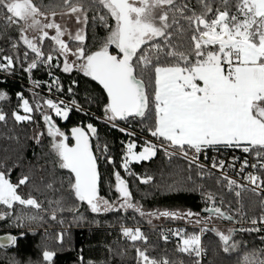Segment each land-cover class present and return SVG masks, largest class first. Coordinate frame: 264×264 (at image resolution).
I'll return each mask as SVG.
<instances>
[{
    "label": "snow or ice",
    "instance_id": "6c2138e0",
    "mask_svg": "<svg viewBox=\"0 0 264 264\" xmlns=\"http://www.w3.org/2000/svg\"><path fill=\"white\" fill-rule=\"evenodd\" d=\"M217 4L219 6L214 7ZM197 6L201 9L199 12L190 6V0H63L58 12L59 5H43L34 0H0L5 25L15 26L18 34L16 38H9L14 55H0V72L14 75L19 68L31 78L33 71L40 67L47 68L52 76L51 70L55 67L63 73L75 72L96 82L106 94L102 115L97 119H103L129 136L135 133L120 127V122L131 124L138 120L154 138L145 140L139 148L130 140L119 166L141 184L154 183V177L147 173L137 176L129 165L152 161L163 154L169 161L182 158L186 171H195L201 179L211 177L213 170H218L229 190H243L250 185L251 191L259 190L264 194V175L257 174L264 173V0H197ZM58 15H67L74 22V32L57 22ZM90 27L105 30V36L98 43H89ZM30 31L36 35L29 36ZM46 40L52 45L47 54L44 51ZM76 83L73 80V84ZM32 84L34 89L41 87L39 80H32ZM53 85L58 92L64 91L59 77H52L47 85L49 92ZM67 91L72 93V87ZM36 95L33 92L34 98ZM17 96L19 108L25 114L5 112L0 108V123L7 125L9 119L32 121L34 107L46 108L64 121L69 119L73 108L82 110L74 99L68 104L49 98L33 106L23 92ZM8 99L7 92L0 91V101ZM41 114L47 126L51 152L58 168L67 170V177L53 178L47 183L46 187L54 193L59 191L60 196L49 200V208H45L31 194L25 196L18 191L21 186L28 187L31 179L28 175L13 183L5 171H0V205L4 206L0 210V222H11V228L21 230L19 234L7 231L0 235L5 264H36L15 254L9 256L8 250L18 251L19 240L26 234L23 230L32 223L43 222L45 215L61 224L64 221L58 219V214L65 212L75 213L77 223L83 220L79 205L97 215L126 214L131 210L145 218L148 224L154 218L165 217L205 226L200 234H188L184 228L171 232L178 237L177 250L192 258L194 264H200L201 235L208 230L206 226L213 218L241 222L225 210L222 197L218 201L215 193L202 184L197 188L204 198V216L192 210L146 211L134 200L128 180L116 170V160L110 155L107 142L101 143L96 126L88 123L73 127L71 137L75 143L72 144L53 115L48 111ZM44 135V132L37 133V144ZM233 150L251 155L255 162L249 163L245 156L237 168L241 157L218 158ZM209 153L215 155L209 157ZM101 157L113 169L116 201L100 194ZM201 157L210 161V168L201 162ZM229 170H235L247 183L239 184L228 175ZM56 184L59 189L54 187ZM169 190L179 189L170 185ZM240 194L239 190L235 191L237 197ZM17 205L35 210L34 214H16ZM227 207L230 209L231 205ZM250 224L251 227H230L227 232L219 228L211 230L219 238L223 252L228 254L241 252V242L236 239L238 232L264 231V210L258 218H252ZM120 232L132 243L136 264H173L167 257L150 256L147 247L139 246L148 242L139 226L122 224ZM45 237H48L47 232ZM162 238L167 242L169 235L164 234ZM56 239L63 244L64 233H58ZM260 239L264 241V236ZM56 255L55 250L45 248L41 264H55ZM241 255L238 264H264V248L244 247Z\"/></svg>",
    "mask_w": 264,
    "mask_h": 264
},
{
    "label": "trees",
    "instance_id": "16d2710c",
    "mask_svg": "<svg viewBox=\"0 0 264 264\" xmlns=\"http://www.w3.org/2000/svg\"><path fill=\"white\" fill-rule=\"evenodd\" d=\"M34 2L43 5H59L60 7H57L58 12L63 4V0H34ZM190 6L195 7L198 12L201 10L197 6V0H190ZM91 15L92 13H90ZM3 16L4 12L0 9V49L3 50L0 55H14L9 38H16L18 34L15 26L5 25ZM105 34V30L101 27H90L89 43H98L99 39ZM51 47L50 42L46 40L44 42L46 54ZM51 71L52 76L48 74L47 68L40 67L33 71L31 78L19 68H17L14 75L4 72V74L9 76L0 74V91L7 92L9 96L7 101H0V108H3L5 112L19 111L20 114H25L19 108L20 101L17 93L20 92L24 93L25 98L29 99L33 106L37 102L43 104V101L48 97L45 93L39 92L32 87V80H39L41 82V87L39 88L46 90L48 89V83L52 82L53 76L59 77L64 91L58 92L54 85L52 91L54 89L55 93L66 99H74L82 108L81 111L73 108L67 121L55 117L54 113L46 108L36 109L34 107L32 121L16 122L14 119H9L7 125L0 123V171H5L13 183L18 182L23 175H28L31 178L28 187L21 186L18 191L25 196L31 194L45 208H49V200L60 196L59 191L54 193L46 187L47 183L53 178L59 180L67 177V170L58 168L56 157L50 149V138L46 135L47 126L44 124L41 114L42 111H48L49 114L53 115L58 127L69 136L70 143H73L71 137V129L73 127L86 126L88 123H92L98 128L101 143L107 142L109 153L116 160V170H120L121 175L128 180L136 202L148 208L183 207L197 212L202 211L201 190L197 186L202 184L218 190L219 187L215 184V178L201 179L195 171L192 173L186 171V162L183 159L176 157L169 161L163 154H158L152 161L131 163L130 170L137 176H143L147 173L154 177V183L148 185L139 183L136 178L129 176L119 167L123 162L122 158L125 153V133L112 128L103 119H97L98 116L102 115V106L106 95L102 92L101 86L91 81L90 78L83 77L82 74L75 72L66 74L55 67ZM73 80H76L77 83L73 84ZM69 87H72V93L67 91ZM33 92L37 93L35 98ZM131 125L135 130L150 136L144 124L138 120L132 121ZM39 132H44L45 135L41 137V143L37 144L35 137ZM134 140H137L138 146L143 145L144 140L136 137ZM95 143L96 139L94 137V148ZM97 154L99 155L98 152ZM112 170L104 159L100 160V194L115 201L118 199V194L115 192L114 176L111 175ZM189 175H191V179H189ZM170 185H176L179 190H169ZM54 187L59 189L60 186L56 184ZM66 187L67 185L65 184ZM193 188L197 190L193 191ZM145 193H148V195H144ZM66 195L67 193H65ZM243 201L244 207L250 216L261 215L262 210H264V199L250 191L245 192ZM3 209L4 206L0 205V210ZM34 211L24 206H15V213L18 215H31L34 214ZM79 212L84 219L78 223L74 221L75 213L73 212L58 214V219H62L64 221L63 224L51 221L45 215L43 222L32 223L23 230L26 234L19 240L18 251L9 249L7 254L9 256L15 254L22 259L41 264L42 252L47 248L56 251L55 264H88L89 261L92 264H136L134 247L131 242L121 239L119 226L122 224L143 223V219L138 214L129 210L126 214L113 212L97 215L91 213L83 205H79ZM41 215L44 214L41 213ZM10 223L0 222V235L6 234L7 231H11L12 234H19L21 230L11 228ZM45 230L48 234L47 238L45 237ZM60 232L64 233L63 244H60L56 239L57 234ZM144 233L148 237V242L146 245L139 244V246L147 247L150 256H154L157 259L167 256H172L175 259L180 256V253L171 243L165 242L161 238L156 229H146ZM236 239L241 242V252L226 254L222 250L221 242L216 233L210 232L209 237L206 239L211 258L210 264H238L242 259L241 253L244 247L247 249L264 248L255 232H238ZM109 248L112 249L111 252L108 251ZM115 253L124 254L118 255ZM4 255V251L0 250V264H5Z\"/></svg>",
    "mask_w": 264,
    "mask_h": 264
},
{
    "label": "built area",
    "instance_id": "2783aa9c",
    "mask_svg": "<svg viewBox=\"0 0 264 264\" xmlns=\"http://www.w3.org/2000/svg\"><path fill=\"white\" fill-rule=\"evenodd\" d=\"M0 74L9 76L7 74H4L3 72H0ZM35 89L37 91H39V92L45 93L48 96H50L51 93H52V91L49 92V89H46V90H42L41 88H35ZM56 97H58V96H56ZM48 99H49V97H48ZM67 102H69V101H66V103ZM98 117H101V116H98ZM119 126L120 127H125L127 129V131L135 133V135H133V136H129V135H127L125 133V135H126L125 143L126 144L130 140H134L135 137L139 138V139H142L144 141L145 140H154V138H152L151 136H148L146 134H143V133L135 130L132 127L131 124H126L125 122H120ZM116 129H118V128H116ZM208 155H209V157H211V156L215 155V153H209ZM232 155L241 157V160L237 163V168L239 167V163L243 161L245 156L248 157L249 163L255 162L254 158L251 155L243 154L240 150H233L230 153L229 152L222 153V154H220V156L218 158H223L224 156H228V158L230 160ZM102 159H103V157H101V160ZM201 162L206 164V165H208V167L210 168V161L209 160L205 159L204 157H201ZM129 167H130V165H129ZM248 170H252V169H247L246 171H248ZM257 174H261L262 175V173H257ZM228 175L231 178L236 179L239 184H246L247 183L246 181H244L241 178V176L237 175V172L235 170H229L228 171ZM205 178H210V177H205ZM211 178H215V184L217 185V187L221 186L223 188V190L226 191V195L229 194L230 196H233L232 197V201H227L226 198H224L223 196H217L218 193H215L218 201H219V199L221 197L224 199L225 208H226L225 210L229 211V213L231 215H233L236 218V220H239L241 222L240 223H234V222L221 221V220L215 219V220H213L212 223L207 224L206 228L208 230H205L203 232V234L201 235V246L203 248V255H202V257L199 258L200 259V264H210V262H211V258H210V255H209V250H208V247H207V244H206V239L209 237V233L210 232H214L211 229L219 228L220 230L227 232V229L230 228V227H236V228L251 227L250 220L252 218H258L260 216V215H258V216H250L249 212L243 207L242 201H243L245 192L250 191V192H252V193H254L256 195L261 196L264 199V194H261L259 190H257L256 192L251 191V187L252 186H250V185L245 187L243 190L235 189V186H234L235 190H229V188L227 187L226 182H224L222 180L220 172L218 170H213ZM204 188L207 189L208 191H214V190H212L211 188H209L206 185L204 186ZM236 190H239L241 192L239 197H237L235 195V191ZM229 199H230V197H228V200ZM200 201L202 203V207H204L205 206L204 205V198L202 197V195H201ZM229 204L231 205L230 209H228V207H227ZM202 213L203 212L201 211V214ZM244 213H246L247 215H243ZM126 226H128V227H137L138 225H126ZM139 227L141 229L143 228V226H139ZM202 227H205V226H203V225H192V224H189L188 222H182V221L168 222V223H165V224L152 226L153 229H156L158 231V233L160 234L161 238L163 237L164 234H168L169 235V239H168L167 242L171 243L176 250H177V244H178L179 240H178V237L172 235L171 232H174L176 229L184 228V229L187 230L188 234H191L192 232H196L197 234H200V230H201ZM120 228H121V226H119V231H120ZM120 235H121V232H120ZM256 235H257L258 239L264 245V241H262L260 239L261 236H264V231H261L260 233H256ZM121 239L123 241L130 242V241L125 240L122 237V235H121ZM167 258L170 261H172L173 264H194L193 259L190 258L187 254H183V253H180V256L177 257L176 259H173L172 256H167Z\"/></svg>",
    "mask_w": 264,
    "mask_h": 264
},
{
    "label": "rangeland",
    "instance_id": "374dc122",
    "mask_svg": "<svg viewBox=\"0 0 264 264\" xmlns=\"http://www.w3.org/2000/svg\"><path fill=\"white\" fill-rule=\"evenodd\" d=\"M56 19H57V22H59V23H62V24H64L69 30H72L73 32H74V30H75V26H74V22L67 16V15H65V16H63V17H61V16H57L56 17ZM50 34H52V33H50ZM28 35L29 36H32V35H36V33H33V32H29L28 33ZM65 39L67 40V37H65ZM58 96V97H56V96ZM48 96V95H47ZM49 98H52V99H54V100H64L65 102L66 101H69V102H67L68 104H70L71 103V101L72 100H69V99H66L65 97H63V96H61V95H59V94H57V93H55V91H54V89H53V91H52V93H51V95L50 96H48ZM48 99V98H47ZM135 142H137V140H134ZM131 165V164H130ZM262 175H264L263 173H262ZM220 189H222V190H220ZM212 190H214V191H212V192H214V193H218V195L217 196H223L224 198H226V200L227 201H232V197L233 196H230L229 194H227L226 195V192L225 191H223V188L221 187V186H219V189L218 190H216V189H212ZM144 195H148V193H145ZM228 197H230V199L228 200ZM118 200V199H117ZM243 200H244V198H243ZM116 201V200H115ZM242 205H243V207H244V201H242ZM144 207V206H143ZM245 208V207H244ZM144 209L146 210V211H153V210H156V209H160V210H164V209H168V210H178V211H181V212H185V211H188V210H191V209H189V208H183V207H176V208H166V207H154V208H148V207H144ZM226 209V208H225ZM246 209V208H245ZM192 211H194V210H192ZM194 212H197V211H194ZM200 212V211H199ZM201 213V212H200ZM204 213H202L201 214V216H204L203 215ZM258 216V215H257ZM143 219V223H139V224H124V225H138V226H143V228L141 229L142 231H145L146 229H153L152 228V226H155V225H161V224H165V223H168V222H175V221H182V222H187V220H173V219H169V218H165V217H160V218H154L153 219V221H152V223L151 224H148L147 222H146V219L145 218H142ZM216 218H213V220H215ZM121 226V225H120ZM45 232H46V230H45ZM176 259V258H175Z\"/></svg>",
    "mask_w": 264,
    "mask_h": 264
},
{
    "label": "water",
    "instance_id": "95a60500",
    "mask_svg": "<svg viewBox=\"0 0 264 264\" xmlns=\"http://www.w3.org/2000/svg\"><path fill=\"white\" fill-rule=\"evenodd\" d=\"M79 127V126H78ZM75 143V141H74V139H73V143L72 144H74ZM92 143H93V138H92ZM2 235H4V234H2Z\"/></svg>",
    "mask_w": 264,
    "mask_h": 264
},
{
    "label": "crops",
    "instance_id": "0c3cea01",
    "mask_svg": "<svg viewBox=\"0 0 264 264\" xmlns=\"http://www.w3.org/2000/svg\"><path fill=\"white\" fill-rule=\"evenodd\" d=\"M136 143H137V142H136ZM137 145H138V143H137ZM138 147H141V146L139 145Z\"/></svg>",
    "mask_w": 264,
    "mask_h": 264
}]
</instances>
